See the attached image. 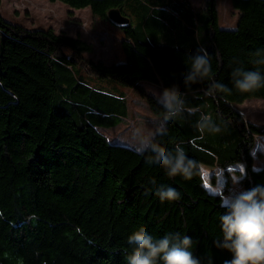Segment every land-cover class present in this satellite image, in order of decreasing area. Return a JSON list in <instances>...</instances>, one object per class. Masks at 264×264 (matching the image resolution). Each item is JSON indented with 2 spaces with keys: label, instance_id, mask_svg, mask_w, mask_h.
Wrapping results in <instances>:
<instances>
[{
  "label": "trees",
  "instance_id": "obj_1",
  "mask_svg": "<svg viewBox=\"0 0 264 264\" xmlns=\"http://www.w3.org/2000/svg\"><path fill=\"white\" fill-rule=\"evenodd\" d=\"M49 1L89 7L107 20L109 9H119L129 19L120 28L125 58L109 65L83 61L91 46L81 39L0 15V264H126L127 237L141 227L157 238L190 236L200 264L231 260L214 243L222 240L225 202L205 187L201 167L243 163V189L264 185V164L253 167L264 124L247 120L237 107L264 99V88L240 93L231 78L234 67L264 71L252 63L264 50V0H230L238 17L228 28L219 25L216 0L199 11L186 0ZM200 48L210 54V78L186 88L189 56ZM82 69L137 91L157 116L162 109L144 84L177 86L198 111L170 122L155 140L165 150L180 144L199 163L198 172L169 177L148 162L151 153L109 141L99 128L126 118L125 94L92 86ZM213 81L231 92L205 94ZM200 112L211 114L221 131L200 139L192 127ZM161 185L176 188L181 198L160 201L155 191Z\"/></svg>",
  "mask_w": 264,
  "mask_h": 264
},
{
  "label": "clouds",
  "instance_id": "obj_2",
  "mask_svg": "<svg viewBox=\"0 0 264 264\" xmlns=\"http://www.w3.org/2000/svg\"><path fill=\"white\" fill-rule=\"evenodd\" d=\"M254 65H264V50H257ZM210 54L200 48L189 56L187 71L183 82L186 88L192 84L206 81L210 78ZM233 87L240 93H250L264 88V71L259 67L247 70L234 67L231 71ZM225 84L213 81L208 85L205 94L216 91L231 92ZM156 104L162 109V114L153 123V130L147 135L139 131L133 133L129 143L139 154L151 153L149 163L163 168L169 177L180 175L190 179L199 170V163L189 158L184 148L177 144L172 150H165L155 140L156 136L167 134L170 122L187 116L196 115L198 109L186 104L184 94L177 86L165 87L162 91L147 89ZM203 139L204 133H217L221 128L214 122L211 114L200 112L198 119L192 125ZM155 195L160 201H175L181 198L180 192L171 186L161 185ZM225 214L219 216L222 240L214 241L217 247L228 250L231 260L224 264H264V185L240 191L230 197L226 203H221ZM130 252L125 255L126 264H200L192 251L193 240L188 235L179 232L166 233L154 237L141 227L127 237Z\"/></svg>",
  "mask_w": 264,
  "mask_h": 264
},
{
  "label": "rangeland",
  "instance_id": "obj_3",
  "mask_svg": "<svg viewBox=\"0 0 264 264\" xmlns=\"http://www.w3.org/2000/svg\"><path fill=\"white\" fill-rule=\"evenodd\" d=\"M165 1L159 4L167 5L164 3ZM186 1L191 4L193 10L199 11L206 0ZM216 3L219 25L227 28L233 27L237 21L238 11L233 8L231 1L216 0ZM0 15L8 21L29 29L50 28L57 34L62 33L81 39L91 46L90 52L82 54L83 61H100L109 65L123 61L125 58L121 47L124 38L122 29L89 7L72 9L59 1L51 2L49 0H0ZM82 70L87 78L86 81L92 86L112 94H125L128 105L126 118L116 127L99 128L109 141L132 147L129 141L134 132L139 131L142 135H147L153 130V123L160 116L149 110L144 98L137 91L114 81L89 76L87 70ZM144 85L146 90L151 88L159 92L163 89L161 85L152 83H145ZM237 107L247 120L260 125L264 124V99L248 98ZM253 153V167L258 168L264 164V137L256 138ZM243 167V163L234 164L226 170L217 166L202 165L204 185L209 191L221 194L226 203L230 197L244 191L239 183Z\"/></svg>",
  "mask_w": 264,
  "mask_h": 264
},
{
  "label": "water",
  "instance_id": "obj_4",
  "mask_svg": "<svg viewBox=\"0 0 264 264\" xmlns=\"http://www.w3.org/2000/svg\"><path fill=\"white\" fill-rule=\"evenodd\" d=\"M107 18L109 22H111L113 25L122 28L128 25L129 19L122 15L119 9L117 8H111L107 12ZM119 145V144H118ZM123 146V145H122ZM129 147V146H126ZM132 148V147H130Z\"/></svg>",
  "mask_w": 264,
  "mask_h": 264
}]
</instances>
